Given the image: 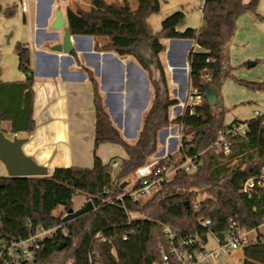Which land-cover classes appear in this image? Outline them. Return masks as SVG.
<instances>
[{"label":"trees","instance_id":"16d2710c","mask_svg":"<svg viewBox=\"0 0 264 264\" xmlns=\"http://www.w3.org/2000/svg\"><path fill=\"white\" fill-rule=\"evenodd\" d=\"M145 1L146 6L134 15L138 33L90 34L95 41V51L131 56L148 73L153 99L143 115L140 135L133 145L126 143L112 125L97 82L89 70L83 69L93 90L94 150L102 144H113L121 147L126 155L115 175H111L110 165L103 164L94 152L91 169L56 168L47 177L0 178L3 180L0 223L6 238L24 235L28 222L33 227L61 225L67 233L62 237L58 230L54 240L44 241L38 253L39 264H164L161 260V250L166 246L162 234L164 226L179 237L202 239L212 233L222 239L231 218H237L239 226L249 232L264 224V195L248 198L237 191L240 182L251 173L264 174V112L248 121L226 125L217 95L220 85L229 76L226 48L234 37L238 18L249 13L264 19L256 12L259 0L246 4L242 0H204L200 28H188L179 33L177 26L183 13L175 12L161 22L156 34L151 33L146 20L160 11V1ZM163 40L192 41L198 46L187 56L188 85L200 94L201 101L192 115L185 109L174 120L169 119V110L178 101L169 97L159 59L166 50ZM141 46L146 47L148 59L138 52ZM29 50L20 42L14 47L17 69L25 79L0 82V131L6 133L1 125L7 122L12 136L23 133L28 137L35 128ZM237 82L242 87L263 90V83ZM209 92L217 95L215 106L207 103ZM173 124L183 129L178 156L169 155L159 160L150 177L155 180L173 171L169 180L160 182L157 191L143 202L125 197L119 201L117 197L125 193V189L120 188L124 180L157 152L158 133ZM239 124L246 125L245 136H227L228 154L210 148L221 132ZM188 158L191 169L179 168ZM141 184V180H136L133 188ZM79 193L87 197L93 210L63 223L62 218L54 216L55 209L61 207L65 214L73 208V197ZM199 195L204 198L199 199ZM205 220L210 221L208 229L201 226ZM124 235L128 236L125 241L122 240ZM257 238L258 241L244 251V256L249 249H264V236ZM62 243L65 246L62 247Z\"/></svg>","mask_w":264,"mask_h":264},{"label":"crops","instance_id":"0c3cea01","mask_svg":"<svg viewBox=\"0 0 264 264\" xmlns=\"http://www.w3.org/2000/svg\"><path fill=\"white\" fill-rule=\"evenodd\" d=\"M242 1L246 4L250 0ZM55 9V0H34L28 34L25 38H15L30 49L35 128L28 137L23 133L9 137L26 138L23 153L39 165H47L49 175L56 168L91 169L94 166V152L103 164L108 157L118 155L115 149L117 145L113 144H102L98 150H94L93 90L83 69L92 73L98 84L104 110L126 143L133 145L137 141L143 115L149 108L148 104L143 107L149 81L145 71L134 63L133 57L95 51V41L90 34L108 33L109 29H105L108 19L90 21L77 16L67 18L64 10H60L65 18L64 28L70 31V38H76L73 46H78L81 51L73 50L70 56L51 51V47L61 43L64 35L61 30L57 32L56 39L49 37V34L54 33L50 26ZM19 12L25 25L26 17ZM110 26L116 27L115 23H109ZM169 41L163 40V43ZM193 47L192 41L176 45L171 50L170 60L178 62L182 53ZM168 50L167 45L166 52ZM10 51L12 49L0 48V82L23 81L25 76L17 69V57ZM123 63L129 65L123 68ZM107 96H110L108 104ZM5 125L9 126V123H3L1 128H5ZM122 158H126L124 151ZM5 175V169L0 163V178ZM244 260L245 264H264V249L247 250Z\"/></svg>","mask_w":264,"mask_h":264},{"label":"rangeland","instance_id":"374dc122","mask_svg":"<svg viewBox=\"0 0 264 264\" xmlns=\"http://www.w3.org/2000/svg\"><path fill=\"white\" fill-rule=\"evenodd\" d=\"M19 0H0V48L1 50H11V54L16 56L14 51L15 44L20 42L15 40L18 36L26 37L28 23L25 25L22 22V16L19 10L14 5ZM160 11L156 14H151L147 18V25L152 34L160 31L161 22L168 16L175 12L183 13V19L177 26V30L183 32L184 30L198 29L202 26L201 21V1L202 0H159ZM34 0H30L31 14L33 11ZM146 6L145 0H55V12L57 10H64L67 18H86L90 21L108 19V25L105 29H109L108 33H123V34H136L139 31L138 21L134 15ZM259 16L264 17V0H259L256 8ZM32 21V15H31ZM107 23V22H106ZM109 23H115L116 27L110 26ZM105 24V23H104ZM24 25V26H23ZM118 25V26H117ZM23 26V27H22ZM103 27V25L101 26ZM28 43V41H26ZM99 44L102 43L98 40ZM29 44H31L29 42ZM169 42L165 44L166 50ZM166 50L159 55L160 63L163 67L166 77L168 94L171 99L178 101L176 106L170 109V115L174 116L181 111L179 108L181 103L188 93V78L186 89L184 83L180 80H174L173 74L168 70L166 61ZM140 55L148 59V51L146 47H139ZM189 50L186 49V55ZM188 56V55H187ZM187 56L185 60L187 61ZM227 66L229 76L220 85L217 95L221 103L220 107L223 111V120L226 125L234 121L244 122L255 117V112H264V95L263 90H252L247 87H242L237 81L248 83H263L264 84V19L258 18L253 14H244L238 18L236 22V31L234 37L226 48ZM134 59V58H133ZM133 61V60H132ZM248 62L256 63L252 67H248ZM134 63L138 62L134 59ZM123 68L129 64L123 63ZM139 65V64H138ZM1 66V65H0ZM145 76L148 79V73L145 70ZM124 88V86H123ZM146 93V92H145ZM110 96H107V104L109 103ZM153 99L152 86L149 83L148 93L145 94V100L150 107ZM217 99V100H218ZM124 100V99H123ZM149 109V108H148ZM147 109V110H148ZM147 112V111H146ZM5 137L10 139L12 135L9 133V126L5 125ZM160 131L157 136V149L151 155L146 163L153 162L165 156L172 155L177 157L181 143H182V128L177 125H170L168 128ZM121 136V135H120ZM171 136V138H169ZM177 136V137H176ZM123 139V138H122ZM118 155L115 157H108L105 164L112 165L116 162L120 165L123 160V151L120 147L115 146ZM145 163V164H146ZM118 168L114 171L117 172ZM136 174L126 178L124 182H128L125 186V192L132 188L136 182ZM87 197L79 193L73 197V208L76 211L82 208L88 201ZM204 198V195H199V199ZM148 199V198H147ZM142 199L140 201H145ZM54 216L62 218L64 210L58 207L54 211ZM264 236V224H262L254 232H250V238ZM208 243L205 245L206 249L213 248L216 244L210 235L207 236Z\"/></svg>","mask_w":264,"mask_h":264},{"label":"built area","instance_id":"2783aa9c","mask_svg":"<svg viewBox=\"0 0 264 264\" xmlns=\"http://www.w3.org/2000/svg\"><path fill=\"white\" fill-rule=\"evenodd\" d=\"M203 2L204 0H202L201 7ZM16 7L26 17L29 24L31 17L30 0H19L16 3ZM193 48H198V46L194 44ZM205 78L208 79L209 77L206 75ZM200 101V94L188 87V93L184 102L179 107L181 111L177 116H171L169 113V119H177L185 109H187L188 115H192L194 108L199 105ZM254 114L255 117H258L261 113L257 111ZM245 133V124L233 125L225 132H221L210 148L217 152L228 154L230 150L227 143V136L231 135L241 138L245 136ZM165 157L167 156L155 159V161L146 163L143 167L137 169L135 173L136 178L137 180H141L142 184L137 189H134L132 186L123 196L117 197L118 200L122 201L125 197L136 202L151 197L159 188L160 182L169 180L173 173L171 171L166 173L162 178L150 180L153 166ZM190 163L191 159L188 158L179 168L189 171L191 169L188 167ZM110 167L112 171L111 175L114 176V170L120 166L116 162H113ZM237 191L239 194L246 195L248 198L259 197L261 194L264 195V174L251 173L240 182ZM65 215L66 213L63 214V217ZM201 226L206 229L210 228V221L205 220L201 222ZM58 230L62 237L67 236L66 231L62 230L61 225L44 228L42 226L33 227L28 222L27 231L24 235L15 238H6L2 233L0 223V264H39L38 253L41 246L44 241L54 240L58 236ZM162 234L166 242V246L161 250V260L164 264H244V251L258 241L257 237H249L250 232L245 227L239 226L237 218L229 219V227L223 234L222 239H219L212 233L208 234L216 244L211 249L205 248V245L208 243V235L202 239L192 236L179 237L168 226L162 228ZM127 238L128 236L124 235L122 240L125 241Z\"/></svg>","mask_w":264,"mask_h":264},{"label":"water","instance_id":"95a60500","mask_svg":"<svg viewBox=\"0 0 264 264\" xmlns=\"http://www.w3.org/2000/svg\"><path fill=\"white\" fill-rule=\"evenodd\" d=\"M65 18L62 17L61 11L57 10L54 15V20L51 23L50 29L54 32L49 34L50 38H57V32L63 30V37L61 43L51 47V51L56 53H62L66 56H70L73 50L81 51L78 46H73L76 43V38H70V31L65 26ZM186 42L185 40H170L169 41V50L167 54V62L171 68L174 69V80H181L186 89L187 78H188V63L185 60L186 51L182 53L181 58L178 62H172L170 60L171 50L179 44ZM189 42V41H187ZM191 50V49H190ZM189 50V52H190ZM189 56V55H188ZM255 63L248 62V67L254 66ZM147 83V81H146ZM264 90V84H263ZM207 103L210 106H215L218 103L217 95L214 92H209L206 94ZM146 101H144L143 107L146 106ZM220 103V101H219ZM221 104V103H220ZM165 131V130H162ZM27 142L26 138H17L12 137L8 139L5 137L4 133L0 131V163L5 169L6 175L2 178H29V177H47L49 176L47 165H39L32 158L26 156L23 153L22 147ZM127 183L121 185V189H124ZM3 185V180L0 179V187ZM93 210V206L90 202L86 203L82 208L74 211L72 209L66 212V215L62 218V222H68L74 220L84 214ZM62 247L65 246V243H62ZM61 246L59 249H61Z\"/></svg>","mask_w":264,"mask_h":264},{"label":"bare ground","instance_id":"6f19581e","mask_svg":"<svg viewBox=\"0 0 264 264\" xmlns=\"http://www.w3.org/2000/svg\"><path fill=\"white\" fill-rule=\"evenodd\" d=\"M168 70L171 72V70L173 71V73H174V69L173 68H171L170 67V65H169V67H168ZM174 76V75H173Z\"/></svg>","mask_w":264,"mask_h":264}]
</instances>
